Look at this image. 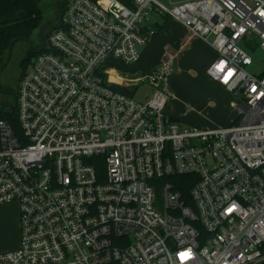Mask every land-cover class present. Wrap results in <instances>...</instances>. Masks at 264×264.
Listing matches in <instances>:
<instances>
[{
  "label": "built area",
  "instance_id": "obj_1",
  "mask_svg": "<svg viewBox=\"0 0 264 264\" xmlns=\"http://www.w3.org/2000/svg\"><path fill=\"white\" fill-rule=\"evenodd\" d=\"M151 12L212 47L206 75L232 95L235 124L180 126L166 114L171 57L143 77L145 102L108 86L105 62L135 63L155 36ZM243 44L264 52V0H67L17 83V128L0 120V206L18 204L20 234L0 264L264 259V76L247 72ZM186 175L184 198L171 179Z\"/></svg>",
  "mask_w": 264,
  "mask_h": 264
},
{
  "label": "crops",
  "instance_id": "obj_2",
  "mask_svg": "<svg viewBox=\"0 0 264 264\" xmlns=\"http://www.w3.org/2000/svg\"><path fill=\"white\" fill-rule=\"evenodd\" d=\"M151 13L155 16L153 19H149ZM151 13L146 27L154 29L155 36L140 48L139 59L135 63L127 65L115 58L105 62L102 70L108 86L133 98L145 84L147 91L142 101H138L145 102L152 89L142 80L143 77L161 61L171 57L173 68L169 89L173 98L165 108L166 114L175 121L201 129L235 124L237 113L231 106L232 95L206 75V69L215 58L212 47L177 21ZM189 102L195 103V108L190 112L182 110ZM216 111L226 113V117L217 118ZM0 235H6V247L0 246V253L19 246L18 204L14 201L0 206Z\"/></svg>",
  "mask_w": 264,
  "mask_h": 264
},
{
  "label": "trees",
  "instance_id": "obj_3",
  "mask_svg": "<svg viewBox=\"0 0 264 264\" xmlns=\"http://www.w3.org/2000/svg\"><path fill=\"white\" fill-rule=\"evenodd\" d=\"M118 1L126 6H131V0ZM66 4L67 2L64 3L62 12L64 11ZM20 12L24 13L23 18H20ZM40 25L41 16L39 10V0H0V69L6 61L7 50L10 43L12 41H15L16 43L29 37L40 27ZM44 51L45 49H43L41 52ZM28 64L25 66L21 76L26 70ZM261 76H264V74ZM0 120H6L12 125L14 129L17 128L13 104H11L9 109H0ZM93 161H96L97 166V161H100V159H93L90 161V163ZM96 168L99 170L100 167L97 166ZM171 181L175 185V188L182 192L184 198H187L192 185V176H175L171 179ZM260 250L262 256H264V245H262ZM259 264H264V259H262Z\"/></svg>",
  "mask_w": 264,
  "mask_h": 264
},
{
  "label": "rangeland",
  "instance_id": "obj_4",
  "mask_svg": "<svg viewBox=\"0 0 264 264\" xmlns=\"http://www.w3.org/2000/svg\"><path fill=\"white\" fill-rule=\"evenodd\" d=\"M160 3L165 5L166 7H171L175 4H180L185 1L189 0H158ZM67 2V0H59V7L63 9L64 3ZM39 10H40V16H41V25L45 23H54L55 25L58 24V8L56 6L55 0H39ZM150 14V13H149ZM155 16L153 13L149 15V19H153ZM242 47L247 51L248 55L250 56L252 60V64L250 66L246 67L247 72L254 76H259L264 74V52L260 51L258 48H247L245 44L242 45ZM21 51H23V43L21 41L16 42L12 47V53H11V61L9 65L6 68V71L0 76V82L7 83L9 89L12 92H17V82L20 75V71L17 69L19 57L21 54ZM40 54V53H39ZM38 54V55H39ZM37 55V56H38ZM36 57V56H35ZM34 57V58H35ZM34 58H32L30 61L27 60L22 65V72L26 66L27 63H30ZM22 74V73H21ZM147 91V86L145 84H142L140 89L133 95V99L136 101H142L144 93ZM13 99V97H12ZM3 103V98L0 96V109ZM12 104V103H11ZM196 104L193 102L187 103L186 107H183L182 110H186V112H190L195 108ZM212 108V106L210 105ZM215 116L219 119H223L226 117V113L216 111ZM180 126H187L186 124L177 121ZM157 199H160V190L158 189L155 194ZM6 235H0V246L2 248L6 247L4 237ZM260 262V261H259ZM253 263V264H259Z\"/></svg>",
  "mask_w": 264,
  "mask_h": 264
},
{
  "label": "flooded vegetation",
  "instance_id": "obj_5",
  "mask_svg": "<svg viewBox=\"0 0 264 264\" xmlns=\"http://www.w3.org/2000/svg\"><path fill=\"white\" fill-rule=\"evenodd\" d=\"M57 25L54 23H45L40 25V27L35 32L21 41L23 43V51H21L17 67V69L20 71L19 78L22 73L21 68L23 63L27 60L30 61L44 49L48 36L55 30L54 28ZM7 66L0 71V76L6 71ZM9 87L7 83L0 82V96L3 98L1 109L3 110L9 109L11 107V103L13 104V107H15V92H12Z\"/></svg>",
  "mask_w": 264,
  "mask_h": 264
},
{
  "label": "water",
  "instance_id": "obj_6",
  "mask_svg": "<svg viewBox=\"0 0 264 264\" xmlns=\"http://www.w3.org/2000/svg\"><path fill=\"white\" fill-rule=\"evenodd\" d=\"M56 6L58 8V25L54 28L55 30L58 29L61 26L62 23V9L59 7V0H55ZM24 17V13L20 12V18ZM15 44V41H12L8 47L7 50V57H6V61L3 64V66L1 67L0 71L3 70L10 62L11 59V53H12V47ZM14 109V107H13Z\"/></svg>",
  "mask_w": 264,
  "mask_h": 264
}]
</instances>
